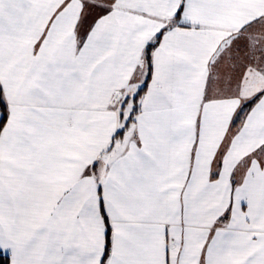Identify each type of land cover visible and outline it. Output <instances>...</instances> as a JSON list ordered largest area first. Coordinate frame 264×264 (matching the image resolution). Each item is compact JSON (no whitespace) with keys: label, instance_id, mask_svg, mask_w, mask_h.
Masks as SVG:
<instances>
[{"label":"snow or ice","instance_id":"obj_1","mask_svg":"<svg viewBox=\"0 0 264 264\" xmlns=\"http://www.w3.org/2000/svg\"><path fill=\"white\" fill-rule=\"evenodd\" d=\"M0 264H264V0H0Z\"/></svg>","mask_w":264,"mask_h":264}]
</instances>
